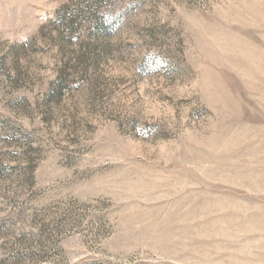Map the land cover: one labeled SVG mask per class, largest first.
<instances>
[{"label": "rangeland", "instance_id": "rangeland-1", "mask_svg": "<svg viewBox=\"0 0 264 264\" xmlns=\"http://www.w3.org/2000/svg\"><path fill=\"white\" fill-rule=\"evenodd\" d=\"M0 264H264V0H0Z\"/></svg>", "mask_w": 264, "mask_h": 264}, {"label": "bare ground", "instance_id": "bare-ground-1", "mask_svg": "<svg viewBox=\"0 0 264 264\" xmlns=\"http://www.w3.org/2000/svg\"><path fill=\"white\" fill-rule=\"evenodd\" d=\"M164 243V242H163Z\"/></svg>", "mask_w": 264, "mask_h": 264}]
</instances>
